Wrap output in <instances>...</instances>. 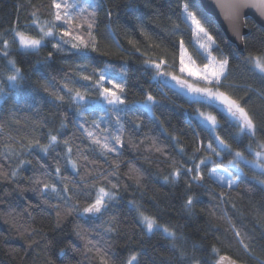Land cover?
I'll list each match as a JSON object with an SVG mask.
<instances>
[{"label": "trees", "instance_id": "trees-1", "mask_svg": "<svg viewBox=\"0 0 264 264\" xmlns=\"http://www.w3.org/2000/svg\"><path fill=\"white\" fill-rule=\"evenodd\" d=\"M183 2L103 0L112 15L98 13L93 32L98 40L97 51L78 55L70 45L53 50L51 45L59 43L57 39L50 38L48 46L38 52H22L12 42L10 29L14 26L34 36L38 34L32 27L33 13L41 23L53 19L52 0H0V34L7 33L5 38L12 42L9 56L0 55V86L4 88L0 97V173L7 174L0 175V264H103L101 256L107 264H126L133 253L138 254L140 264H193V259L200 264H216L223 254L242 264H260L264 259V184L259 183L264 181V175L242 164L243 174L228 169L237 185L221 186L208 175L211 168L227 165L231 159L221 153L224 159L213 157L214 163L201 165L202 180L193 182L195 164L208 155L206 151H196L198 142L207 144L211 140L210 133L196 119V110L217 116L224 125L217 129L219 135L234 149L244 151L249 142L255 146V141L244 137L237 143L232 137L238 130L223 115L158 83L153 79L154 70L145 64L146 59L158 62L164 58L170 65L165 70L179 75L173 65L178 59L175 44L181 36L188 52L201 63L191 32L181 17ZM197 17L230 58L231 74L226 83L236 85L232 93L242 103L247 101L245 106L256 114L258 124L264 123V80L245 62L249 54L264 53V28L246 20L250 32L241 52L202 5ZM174 24H180L183 31L174 35ZM80 34L86 35V30ZM9 59H14L23 73L18 88L9 87L6 80L12 73ZM107 64L117 69L126 67L127 72L126 104L121 106L125 110L120 113L124 131L116 133L122 135L124 144L116 153L105 154L78 127L82 123L78 107L84 106L74 105L68 90L85 91L88 82L82 81L81 75H93L95 69ZM88 91L93 97L97 95L91 88ZM146 92L160 101L153 112L142 107ZM84 115L90 122L107 113L97 107ZM108 131L115 133V128L109 124ZM49 134L56 135L59 143L48 153L35 145L28 150L29 141L38 139L46 144ZM256 136L264 140V131H258ZM68 147L76 168L67 163ZM245 155L252 158L247 152ZM21 159L30 163L20 166ZM56 167L61 169L60 176L66 178L63 182L68 183L75 198L68 204L51 192L41 191L44 183L61 187ZM177 168L181 176L173 180L172 173ZM185 168L193 172L186 174ZM13 170L17 171L15 178L11 177ZM164 177L169 179L165 181ZM112 185L116 188L112 189ZM99 187L114 190L117 196L99 219H87L75 210L68 212L76 201L81 209L91 203ZM188 196L193 197L191 208L186 205ZM141 213L175 230L177 238L170 239L162 231L147 232ZM233 226L252 254L244 250ZM213 247L218 253H213Z\"/></svg>", "mask_w": 264, "mask_h": 264}, {"label": "snow or ice", "instance_id": "snow-or-ice-1", "mask_svg": "<svg viewBox=\"0 0 264 264\" xmlns=\"http://www.w3.org/2000/svg\"><path fill=\"white\" fill-rule=\"evenodd\" d=\"M201 5L202 0H184L180 5L182 20L191 32V42L201 63H197V60L188 52L185 40L181 36L175 44L178 49V59L174 61L173 65L177 67L179 75L165 70L170 65L164 58H160L158 62L154 59H146L145 64L148 68L154 70L153 79L158 83L173 87L178 92L188 96L191 102L203 103L223 115L228 124L238 130L232 137L237 143H241L244 137L255 141V146L249 142L245 146L244 151L234 149L228 140L219 135L217 129H222L224 125L218 120L217 116L210 112L196 110V119L210 133L211 140L207 144L204 141L198 142L199 147L196 151H206L208 155L195 164L196 175L192 176V181L199 183L202 180L201 165L214 163L213 157L223 160L224 157L221 156V153H225L231 157L227 165L211 168L208 175L221 183V186L232 188L237 185V181L232 179L231 173L228 171L229 168L238 174H243V168H241L243 164L264 175V140H258L256 136L258 131H264V123L258 124L256 114L245 106L247 101L242 103L241 98L235 97L232 93L231 90L235 89L236 85L226 83L231 74L229 67L230 58L222 52L215 38L197 17V11L200 10ZM246 6H248L247 0H236L234 4L237 11ZM252 6L258 8L261 14H264V0H255ZM190 7L197 9V11L190 10ZM52 9L53 19L44 23L35 18V13L32 14L34 18L32 27L38 33L35 36L29 32L21 31L18 26L10 29L13 37L12 42L16 43L22 52H38L42 47L48 46L47 42L50 38L59 41V43L51 45L53 50L59 51L62 50L61 45H70L71 49L78 55H87L89 51H97L98 40L93 32L98 13L104 11L107 16L111 17L112 15V10L104 7L103 0H71V2L69 0H52ZM77 21H80V23H76ZM57 27L60 28L59 32L54 31ZM85 30L86 35L80 34ZM181 31L183 30L180 24L173 25L172 32L174 35ZM6 36L7 33L0 34V46H2L0 48V55L5 58L9 56L10 44L12 43L5 38ZM48 56L50 58L52 52H49ZM245 62L250 66L252 72L264 80V53L249 54L245 57ZM8 65L12 70V73L6 76L8 85L11 88H18L20 81L23 79V73L16 66L14 59H9ZM126 72V67L117 69L113 65L107 64L102 69H95L93 75H81V80L88 82L85 91L68 90L72 103L76 106H84L78 107V120L82 121V123L78 124V127L84 132L92 145L105 154L116 153L118 147H123L124 144L122 135H120L124 131L120 113L125 110L121 106L126 104ZM93 76L96 78L93 79ZM64 87L67 88V85H64ZM88 88L94 90L97 95L93 97ZM251 90L255 91V89ZM3 95L4 88L0 86V97H3ZM57 99L62 101L63 97L58 96ZM158 104H160V101L151 92H146L142 101V107L149 112H153ZM97 107L102 108L107 113V116H100L99 119L89 122L84 113L94 112ZM16 122L18 123L19 121ZM85 124L89 126L85 127ZM102 124L104 125L103 128L101 127ZM109 124L115 128V133L108 131ZM61 126L63 127V125ZM138 126V124H134V127ZM2 128L3 124L0 123V129ZM47 140L48 143L46 144H41L38 139L29 141L27 148L30 151L33 145H35L42 152L48 153L49 149L54 148L59 141L56 135L51 134L47 136ZM213 142L216 145L215 147H213ZM64 144L67 146L68 141L65 140ZM24 147L25 145L22 143L21 148ZM8 151L14 152L15 149H8ZM245 152L252 158L249 159L245 155ZM67 154V163L72 168H76V161L71 159V147L67 148ZM25 163H30V161L22 159L19 161L20 166H23ZM60 172L61 169L56 167L55 173L60 179L61 187L58 188L56 184L44 183L41 191L44 194L51 192L55 198L63 200L65 204H68L75 198L69 190L68 183L63 182L66 178L60 176ZM184 172L191 174L193 169L185 168ZM0 175L7 174L0 173ZM16 175L17 171L13 170L11 177L15 178ZM180 176L181 169L177 168L172 173V179L178 180ZM164 179L167 181L169 178L164 177ZM37 182L39 183V181ZM259 183L264 184V181H259ZM115 188L116 185H112V189ZM116 198L114 190L99 187L95 190V197L91 203L81 209L79 202L76 201L75 203H71L68 212L71 213L75 210L80 215L91 214L93 217H99V215L108 210L109 203ZM192 204L193 197L188 196L186 205L191 208ZM53 207H58V205H53ZM140 220L145 230L149 233L153 230L162 231L170 239L175 240L177 238L175 230L158 224L153 217L141 213ZM108 231H112V229H108ZM233 231L240 240L244 250L252 254V250L244 242V237L240 231L235 226H233ZM212 251L213 253H218V249L215 247H213ZM97 252L99 253V249H97ZM183 255L184 253H181L182 257ZM101 259L103 264H107L103 256H101ZM225 261H229L230 264H236L235 261H231L230 257L225 256H220L216 264H225ZM126 264H140L138 254L133 253L129 256ZM193 264H200V262L193 259ZM260 264H264V259L260 260Z\"/></svg>", "mask_w": 264, "mask_h": 264}, {"label": "water", "instance_id": "water-1", "mask_svg": "<svg viewBox=\"0 0 264 264\" xmlns=\"http://www.w3.org/2000/svg\"><path fill=\"white\" fill-rule=\"evenodd\" d=\"M254 2L255 0H247L248 6L240 8L238 11L234 7L236 0H202V7L207 14L216 19L227 39L235 44L239 51L244 52V38L250 32L246 20L251 19L264 28V14L252 6ZM101 216L102 214L99 217L85 214V217L90 220L99 219ZM220 256L230 257L224 254ZM230 258L236 264H242L234 258ZM225 264H230V262L225 261Z\"/></svg>", "mask_w": 264, "mask_h": 264}, {"label": "rangeland", "instance_id": "rangeland-1", "mask_svg": "<svg viewBox=\"0 0 264 264\" xmlns=\"http://www.w3.org/2000/svg\"><path fill=\"white\" fill-rule=\"evenodd\" d=\"M215 167H220V166H215ZM230 173H231V176H232V179L234 180V177H233V173L230 171V170H228ZM221 184V183H220ZM229 188V187H228Z\"/></svg>", "mask_w": 264, "mask_h": 264}]
</instances>
